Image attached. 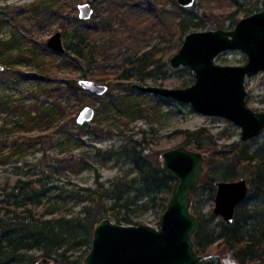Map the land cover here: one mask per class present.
<instances>
[{
    "label": "rangeland",
    "instance_id": "rangeland-1",
    "mask_svg": "<svg viewBox=\"0 0 264 264\" xmlns=\"http://www.w3.org/2000/svg\"><path fill=\"white\" fill-rule=\"evenodd\" d=\"M111 1L114 0H0V42L16 44L12 50L0 52V65L5 67V70L0 72L3 74L0 76V103L4 104L0 107V142L4 140L8 142V145L0 146V150L4 149L6 155L10 150V142L22 130L19 124L25 118L28 105L33 100L29 101L25 97L46 96L43 90H48L49 86L54 84L45 81L47 75H38L39 71L45 70L48 63L54 60L51 55L44 52V45H47L50 37L57 32L62 33L65 44L70 43V32L76 27L77 20H80L79 6L93 2L91 6L95 8L92 18L84 21L85 28L95 25L98 28L102 27L99 22L107 16L109 23L113 21V30H117L124 38V41L118 40L120 45H123L120 60L125 55L142 53L153 48H166L171 43L170 36H176L175 40L179 38V33L175 32L179 18L191 17L195 22H200L197 31L217 30L220 24H224L227 30H233L240 20L261 11L264 0L262 2L235 0L234 3L233 0H198L193 8L186 9V13L174 8L172 0H129L136 4L143 2L146 6L148 4L151 8L160 10L156 27L151 15H147L148 10H151L149 7L147 12L143 10L146 12L145 15L127 14L125 15L127 20L124 21L120 11L117 12V6L113 4L120 3ZM230 11L233 15L228 17ZM131 20H136L134 24L138 25L132 24L127 27ZM138 33L140 36L137 38ZM129 36L136 42L125 41V37ZM95 37L97 36L91 33L90 38ZM184 38L185 36L181 37V43ZM119 60L111 58L104 66L109 69L111 66L121 64L122 61L119 63ZM167 62L164 57L162 63ZM215 63L242 66L247 63V55L242 51H227L219 55ZM156 75L157 79L159 77L157 84L152 80H126L122 88L118 83L114 86L112 83L97 81L91 74L84 77L83 74L72 73L78 84L81 79H89L109 87L105 96L88 93L70 100L71 106L74 107L72 110L79 109L76 117L84 107H93L96 111L93 122L81 131L71 125H68L65 131H57L56 122L35 129L31 136L38 139L37 144L32 147L26 146L22 152L19 150L5 163L0 162V180L9 179L13 185L17 179L41 178L42 182L47 184L48 195L51 198L57 196L65 198L69 194L76 196L67 199L66 204H61L64 206L63 214L70 215L81 212L83 207L88 205L85 201L88 189L95 190L100 182L108 184L130 174L132 166L129 160H126V156L118 159L109 152L112 149L121 151L128 142L131 144V140L147 138L151 142L148 151L152 153L158 151L160 154L180 146L186 147L182 135L185 130L206 129L207 135L211 136L209 138L216 142L213 152H220L228 145L243 142L241 128L233 122L221 117L203 115L195 111L190 103L148 94L131 86L138 84L186 88L195 82V75L190 68L173 69L170 63L168 68L167 66L160 68ZM63 85L67 86L66 83ZM246 90L248 106L256 112H264V72L247 78ZM163 99L169 101L165 102ZM63 104L66 105L65 102ZM43 106L54 108V100L46 101ZM5 108L12 111L19 109V112L12 114ZM55 118H58L57 115ZM12 127L14 129L10 131ZM263 139L264 132L252 139L254 141L250 140L252 147L260 145ZM201 152L205 157L208 155L204 151ZM12 172H17L18 175L14 176ZM243 178L248 179V176L238 179ZM9 188L7 192L12 190ZM215 193L216 190L206 188L194 195L196 213L204 217L209 213L213 214ZM164 196L166 194L158 197L157 201L150 200L147 207H132L129 217L135 224L130 225L143 224L160 228L165 206ZM106 218L114 223L127 225L114 220L110 212ZM216 218L222 220L220 217ZM87 250L88 248L84 247L77 251L76 255L83 254L85 258L89 253ZM212 254L220 255L224 264L225 261L238 264L229 253L216 251Z\"/></svg>",
    "mask_w": 264,
    "mask_h": 264
},
{
    "label": "trees",
    "instance_id": "trees-1",
    "mask_svg": "<svg viewBox=\"0 0 264 264\" xmlns=\"http://www.w3.org/2000/svg\"><path fill=\"white\" fill-rule=\"evenodd\" d=\"M172 1L174 8L187 12L177 5L176 0ZM111 2L120 3L113 4L117 6V12L120 11L124 21L127 20L125 19L127 14L145 15L149 7L151 10H148L147 15H151L154 27L157 26L160 10L151 8L148 4L146 6L143 2L138 4L129 0ZM232 15V11L227 14L228 17ZM107 19L108 16L99 22L102 26L99 28L96 25L85 28V22L77 20L76 27L70 32V43L66 44L64 53H57L44 45V52L51 55L54 60L48 63L45 70L39 71L38 75H47L45 81L54 84L50 85L48 90H43L46 96L25 97L29 101L33 100L28 105L25 118L19 124L22 128L20 134L14 136L10 142L8 154H5L4 149L0 150L1 163H5L19 150L24 151L26 146L32 147L37 144L38 139L31 136L35 129L53 125L54 122L57 123L55 129L60 132L65 131L68 125L80 131L88 126V124L77 126L75 115L79 109L72 110L74 107L71 106V98L78 99L80 96L88 95L72 77V73L83 74L84 77L91 74L97 81L112 83L114 86L118 83L122 88L126 80H152L157 84L159 80L157 71L164 66L169 67L170 59L182 46L181 37L200 28V22H195L194 18H179L175 30L179 33V38L175 40L176 36H170L171 43L166 48L124 54L125 57L119 60L123 55V45H120L118 40L124 41V38L117 30H113V21L109 23ZM135 21L131 20L127 27L132 24L138 25L134 24ZM219 28L225 29L224 24L218 25L217 29ZM91 33L100 39L97 37L91 39ZM132 35L135 38V35ZM139 36L138 33L137 38ZM134 38L125 37V41L135 43ZM15 45L12 42L9 44L1 41L0 52L10 51ZM164 57L168 60L167 64L162 63ZM111 58L122 62L108 69L104 65ZM2 75L0 73V76ZM63 83L67 86L65 87ZM49 100H54V108L43 106ZM3 105L0 103V107ZM5 109L12 114L19 112V109L15 111ZM55 115L58 118H55ZM13 129L12 127L9 130ZM182 135L186 147L208 154L205 157V172L200 188L194 195L206 188L216 190L219 181H233L244 176H248L246 180L250 186L248 197L237 208L234 222L231 224L216 220L212 213L205 217L196 213L193 196L192 211L197 215L199 223L198 231L193 237L196 252L200 255H210L222 251L229 253L238 264H264V139L255 148L252 147L254 141L252 140L228 145L220 152H213L216 142L209 138L211 136L207 135L206 129L185 130ZM130 143L124 145L121 151L112 149L109 152L118 159L126 156V160H129L132 166L130 174L108 184L100 182L95 190L88 189L85 198L88 205L79 213L63 214V203L66 204L69 199L76 196L69 194L65 198L61 196L51 198L48 195L49 188L41 178L17 179L13 185L9 179L0 180V264H37L45 258L55 264H85L84 255L77 256L76 252L84 247L90 251L94 229L100 221L109 216V212L118 222L135 224L129 217L132 207H147L150 200L157 201L162 194H166L163 197L165 211L175 182L174 178L163 170L160 153L148 151L151 142L147 138L131 140ZM6 144L8 145V142L5 140L0 142V146ZM12 175L17 176L18 173L12 172ZM9 187L12 190L7 192Z\"/></svg>",
    "mask_w": 264,
    "mask_h": 264
},
{
    "label": "water",
    "instance_id": "water-1",
    "mask_svg": "<svg viewBox=\"0 0 264 264\" xmlns=\"http://www.w3.org/2000/svg\"><path fill=\"white\" fill-rule=\"evenodd\" d=\"M198 0H176L183 9H191ZM94 15L91 4L79 6V18L89 21ZM47 47L57 53L66 51L61 32L55 33ZM242 51L247 63L242 66L219 65L215 59L227 51ZM173 69L188 67L195 82L186 88L133 84V88L182 103H190L203 115L221 117L241 128V141L248 142L264 132V112L247 104L246 80L264 72V1L262 10L240 20L233 30L223 28L188 33L181 48L170 59ZM5 67L0 65V72ZM79 85L95 96H105L109 87L89 79ZM96 111L84 107L76 118L79 126L91 124ZM163 170L175 180L160 228L148 225H120L109 218L100 221L93 233L91 250L85 264H223L218 254L196 252L194 235L199 228L192 211L193 196L200 188L205 172V154L180 146L160 154ZM246 179L219 181L216 184L213 214L226 224L249 194ZM1 233V228H0ZM37 264H53L42 259Z\"/></svg>",
    "mask_w": 264,
    "mask_h": 264
},
{
    "label": "bare ground",
    "instance_id": "bare-ground-1",
    "mask_svg": "<svg viewBox=\"0 0 264 264\" xmlns=\"http://www.w3.org/2000/svg\"><path fill=\"white\" fill-rule=\"evenodd\" d=\"M225 264H233L231 261H225Z\"/></svg>",
    "mask_w": 264,
    "mask_h": 264
}]
</instances>
